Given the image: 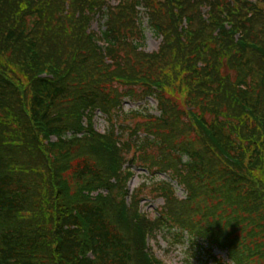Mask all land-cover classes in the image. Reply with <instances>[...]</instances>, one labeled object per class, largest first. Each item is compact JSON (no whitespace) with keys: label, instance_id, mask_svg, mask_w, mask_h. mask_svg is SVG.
Returning <instances> with one entry per match:
<instances>
[{"label":"trees","instance_id":"16d2710c","mask_svg":"<svg viewBox=\"0 0 264 264\" xmlns=\"http://www.w3.org/2000/svg\"><path fill=\"white\" fill-rule=\"evenodd\" d=\"M96 10L104 21L93 33L105 48L87 30ZM226 15L242 43L222 27ZM147 32L161 37L153 52L144 48ZM126 95L154 96L159 113L119 126ZM97 107L104 133L90 123ZM134 110V118L143 113ZM48 134L55 145L41 141ZM125 162L152 170L127 211ZM157 171L187 184V196L155 180ZM92 189L100 190L82 192ZM149 190L165 204L156 218H136ZM159 222L183 226L174 237L186 234L205 263L264 264L262 8L242 0H0V264H154L142 235Z\"/></svg>","mask_w":264,"mask_h":264},{"label":"rangeland","instance_id":"374dc122","mask_svg":"<svg viewBox=\"0 0 264 264\" xmlns=\"http://www.w3.org/2000/svg\"><path fill=\"white\" fill-rule=\"evenodd\" d=\"M115 0H109V2H114ZM92 14V12H91ZM142 17L145 20V16L143 13ZM102 15V14H101ZM100 15V22L103 24L104 18ZM103 19V20H102ZM41 25L43 23L41 22ZM38 26L36 29L40 31L42 28H46L48 26ZM53 25V23H52ZM95 24L93 23L92 26ZM161 42V37H157L153 35L150 32H147V39L145 43V49L146 52H153L154 50H157ZM44 74L42 75H51L52 72H46L43 71ZM40 75V72H39ZM134 96L126 95L123 97L122 101V108L128 112V116L124 120H118L117 124L123 125V124H130L135 123V120H143L148 121L151 119V117H145L144 112H150V113H159V108L157 106V100L154 96L147 95L146 97L140 98V99H134ZM185 97V96H183ZM134 109H138L140 112L143 111V113L138 114L137 117L134 118ZM91 121L94 123L93 125L98 130H102L103 126H107V122H105L104 114L102 111L97 107L92 111L91 115ZM119 130V129H118ZM45 136V134H43ZM55 137L48 134V137L41 138L40 140L47 141L51 144V146L56 144ZM217 138V137H216ZM135 167V175L130 178L129 180V186L131 189H134V192L136 189H138L141 186V181L143 179H146L147 176L152 175V170L149 172L145 166L138 162V165L133 164ZM175 175H177V171H173ZM153 178L155 180H162V179H168L170 183L172 184L173 194L177 197L183 198L187 195L188 189L187 184L183 185L180 184L179 180L175 177H171L169 172L164 171H157L156 174H153ZM176 178V179H175ZM82 192L91 195H96L94 192L86 190H82ZM143 202V209L147 211L153 218H156L159 210H161L165 204V197L162 194H156L154 191H147L146 195H140ZM175 222V221H174ZM176 223V222H175ZM173 223V224H175ZM177 225V224H175ZM179 227H182L181 225H178ZM178 226L174 227H168L164 223H160L155 227V232H153V237L151 239V243L153 244V247L161 258L164 259V261L168 264H210L205 263L204 259H199L197 255H193L192 250L189 248V241L187 239V235H183L181 237L182 240L176 239L174 237V234H176V229H179ZM186 229V228H185ZM213 253L219 254L221 256L226 257L225 250H222L218 247H215L212 250Z\"/></svg>","mask_w":264,"mask_h":264}]
</instances>
